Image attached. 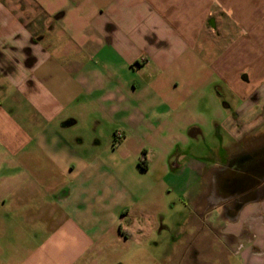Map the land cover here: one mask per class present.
I'll return each mask as SVG.
<instances>
[{
    "label": "crops",
    "instance_id": "0c3cea01",
    "mask_svg": "<svg viewBox=\"0 0 264 264\" xmlns=\"http://www.w3.org/2000/svg\"><path fill=\"white\" fill-rule=\"evenodd\" d=\"M203 46L217 50L205 80L240 101L213 118L199 109ZM263 85L264 0H0V210L48 235L44 245L10 253L0 217V264H98L147 253L171 231L166 195L180 191L187 169L209 188L192 217L175 224L179 234L197 236L202 257L221 237L223 251L264 264V238L251 240L246 222L264 198L223 204L236 191L230 172L243 154L235 149L243 128L264 123ZM88 120L93 130L107 123L119 133L89 147L63 135ZM206 132L225 163H171L180 145Z\"/></svg>",
    "mask_w": 264,
    "mask_h": 264
},
{
    "label": "rangeland",
    "instance_id": "374dc122",
    "mask_svg": "<svg viewBox=\"0 0 264 264\" xmlns=\"http://www.w3.org/2000/svg\"><path fill=\"white\" fill-rule=\"evenodd\" d=\"M217 50H215V46H203V56H202V66L200 69L195 73V76L198 78H203L205 80V77L208 73V63L211 59H213V56L217 53ZM207 80L203 81L201 84V87L198 89L203 94L204 97H202L199 100L200 106L199 109L206 113L207 116L210 118H213L214 113L217 109H222L224 105H229L231 109H234L240 104V101L236 98H231V93L228 89H223L222 94H218L217 90L222 86L221 84H212L211 82H207ZM227 92H226V91ZM225 91V92H224ZM264 93V85L262 86V90L260 91ZM102 124V123H101ZM61 128V127H60ZM59 128V130H60ZM102 130H97L92 128L91 121H79L75 126L63 131V135L67 138H72L76 141V139L81 138L84 140L85 145L89 147L92 142H94L96 139H100L102 143L112 141L114 139V131L109 127L107 123H104L101 126ZM245 130L243 128V136L246 134L249 135V137L246 139V141H250L241 144L238 147H235L236 151H246L248 147H253L254 145L251 143V141H255V145H260L264 141V123L259 125L258 128H255L254 130ZM61 131V130H60ZM62 132V131H61ZM119 133V132H117ZM116 133V134H117ZM250 133V134H249ZM244 143V142H243ZM86 148V147H85ZM94 148H90V150H93ZM221 158V160H220ZM191 160H197L201 163L212 165V164H220L222 165L225 163V154L224 151L221 148L220 142H217L214 134L209 135V132L205 133L204 139L195 142L190 141L187 145H180L177 150L175 151L174 155L171 158V163L174 165H180L181 167L185 168L189 166ZM217 160V162H216ZM180 191H177L174 189L168 190V194L166 195V210L164 211V216L166 219V224H171V231L170 233H165L167 235L164 236V242H162V245H159L157 248L153 247L152 245H149V251H154L153 255L150 257L145 254L144 252L140 251L139 249L134 250V252L130 253L129 255H126L125 258L120 260H115L113 258H101L97 260L98 264H163L166 262L165 257L170 254V258L168 260V264H177L178 258H176L178 255H175L174 250L172 252L170 251L172 247L174 246V241L177 240L180 236L179 234V228L177 223H182L184 219H190L192 216V210L191 205L193 202L198 201L199 199H202V197L205 196V193L208 191L209 188V180L206 179V177H200L197 179L195 177L194 173H190V171L187 169L180 177L179 183H178ZM174 188V187H173ZM185 193V194H183ZM251 207H249L250 209ZM250 211V212H249ZM247 216V221L249 222L252 220L255 234L257 236L251 237L253 240L255 237H260L261 239L264 238V204L256 207V209L252 210V208L249 210ZM182 213V214H181ZM0 217L4 219L5 223H9V226L7 228H3V236L4 238H7V241L9 242L8 245V251L10 253H13L14 251H17L18 249H21L22 245L24 246L26 251H30L33 248V245H38L40 243H43L44 240L47 238V234L45 233V227L40 226H23L20 225V219L17 215V211H1L0 210ZM194 220V218H193ZM192 224V222H191ZM237 225L235 226V231H238ZM1 229V228H0ZM189 231H193V228H189ZM25 238V242H24ZM156 238V237H155ZM175 239V240H174ZM41 240V241H40ZM40 241V242H39ZM219 241L221 240V237L217 238V247L216 242H213L210 244V247H207L205 250L206 256L203 255L202 260H200V264H247L246 258H243L239 256V254L233 255L232 252H228L224 249V251L220 248L221 245ZM156 242V241H154ZM168 244V245H167ZM202 244V243H201ZM204 245V244H203ZM250 246H253L250 245ZM249 246V247H250ZM133 247V246H132ZM204 248V247H203ZM174 252V253H173ZM180 253L179 250H177V253ZM222 252V253H221ZM228 254H226V253ZM211 253V254H210ZM217 253V255L214 256V254ZM220 253V254H219ZM174 254V255H172ZM144 256L143 259L135 258L136 256ZM225 255V258L222 257ZM188 256V255H187ZM185 257V259H188V257ZM182 264H193L191 260L182 261Z\"/></svg>",
    "mask_w": 264,
    "mask_h": 264
},
{
    "label": "flooded vegetation",
    "instance_id": "af4514ba",
    "mask_svg": "<svg viewBox=\"0 0 264 264\" xmlns=\"http://www.w3.org/2000/svg\"><path fill=\"white\" fill-rule=\"evenodd\" d=\"M250 134V133H249ZM249 137L248 134H246L242 140V144H245L247 142L250 143V141H246V139ZM244 142V143H243ZM251 143L254 145L253 147H248L246 151H243V154L239 155V157L236 158V167L235 171L230 172V178L234 181V186H236V191H232L230 198L225 200L223 204L230 205L231 207L240 208L241 206L247 204L248 202H251L253 200L262 199L264 198V141L260 145H255V141H251ZM240 192H238V191ZM226 205V206H227ZM222 206V205H221ZM191 223V221H190ZM194 228V226L187 225V230L189 228ZM197 236H189L187 234H181L177 240L174 241V246L170 250H174V254L178 255L176 258H178L177 264H182V261L191 260L193 264H200V260H202V252L198 250L199 241L197 240ZM251 239V238H250ZM222 240V239H221ZM252 240V239H251ZM164 242V241H162ZM161 243L154 242L151 244L153 247H158L159 245H162ZM221 245L220 247H225L226 245L224 241H219ZM168 245V244H167ZM252 245V242L248 240L246 246L249 247ZM251 249L249 251L253 256H261V254L254 253L255 249L253 247H250ZM177 250L180 251V253H177ZM154 251H149L147 255L150 257L154 253ZM145 253V252H144ZM146 254V253H145ZM172 254V255H174ZM188 255V256H187ZM188 257V259H185V257ZM145 255L143 256H136L135 258L143 259ZM170 258V254L165 257L166 262L163 264H168V260ZM162 264V263H161Z\"/></svg>",
    "mask_w": 264,
    "mask_h": 264
},
{
    "label": "trees",
    "instance_id": "16d2710c",
    "mask_svg": "<svg viewBox=\"0 0 264 264\" xmlns=\"http://www.w3.org/2000/svg\"><path fill=\"white\" fill-rule=\"evenodd\" d=\"M138 166L144 172L148 170V162L146 159V153L145 152H143L141 158L139 159Z\"/></svg>",
    "mask_w": 264,
    "mask_h": 264
},
{
    "label": "water",
    "instance_id": "95a60500",
    "mask_svg": "<svg viewBox=\"0 0 264 264\" xmlns=\"http://www.w3.org/2000/svg\"><path fill=\"white\" fill-rule=\"evenodd\" d=\"M210 25L213 26V20L210 21ZM67 125H69V124H67Z\"/></svg>",
    "mask_w": 264,
    "mask_h": 264
}]
</instances>
